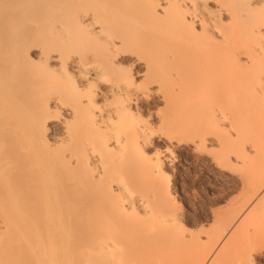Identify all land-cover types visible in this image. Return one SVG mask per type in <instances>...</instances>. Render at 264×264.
<instances>
[{"label": "bare ground", "instance_id": "bare-ground-1", "mask_svg": "<svg viewBox=\"0 0 264 264\" xmlns=\"http://www.w3.org/2000/svg\"><path fill=\"white\" fill-rule=\"evenodd\" d=\"M158 141L246 168L216 236L179 234ZM263 205L264 0H0V264H254Z\"/></svg>", "mask_w": 264, "mask_h": 264}, {"label": "rangeland", "instance_id": "rangeland-1", "mask_svg": "<svg viewBox=\"0 0 264 264\" xmlns=\"http://www.w3.org/2000/svg\"><path fill=\"white\" fill-rule=\"evenodd\" d=\"M166 144L158 141L147 151L149 156L164 151L156 181L169 189L172 208L180 216L179 234L192 233L206 241V237L216 236L247 199L250 175L243 173L246 168L232 157L227 159L228 148L209 144L208 152L200 155L194 153L192 147L183 150ZM262 211L264 205L252 214L242 231L261 234L264 229V225H260ZM254 264H264V250Z\"/></svg>", "mask_w": 264, "mask_h": 264}]
</instances>
